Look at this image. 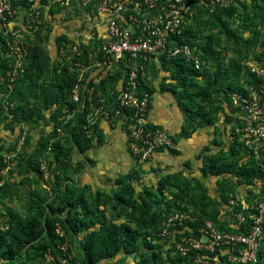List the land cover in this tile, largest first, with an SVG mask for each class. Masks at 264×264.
<instances>
[{
	"label": "rangeland",
	"instance_id": "374dc122",
	"mask_svg": "<svg viewBox=\"0 0 264 264\" xmlns=\"http://www.w3.org/2000/svg\"><path fill=\"white\" fill-rule=\"evenodd\" d=\"M213 1L219 8L226 10L221 19L223 27H214L216 24L210 22L209 7ZM183 3L189 7L186 25L192 26V33L195 35L191 50L199 59V63L201 62L203 69H207L205 74L201 72L202 70L194 73V90L202 92L201 89L210 82L214 74L227 79L222 84L227 92L230 91L226 88L228 81L236 86L254 87L255 80L251 78L249 69L259 66L264 68V64L260 65L261 60L264 62L262 3L259 0L255 6L252 0H183ZM45 22L46 20L41 19L42 29L35 36L30 32L29 37L28 32H24L33 47L36 46V41L41 40L44 52L38 58L42 61L40 69L34 66L33 56H29L27 60L25 58L22 69L16 72L9 67L10 61L7 64V71L0 69V264H56L53 257L44 254L42 245L52 243L51 233L53 230L55 232L57 227L63 232V243L66 246L65 250H61L64 256L56 258L64 259L59 263L88 264L86 250L83 247L86 233L73 232L72 223L68 220L73 211L53 212L52 209L61 205L57 195L70 196L74 193L77 196H74V200H78L76 209L78 213H84L87 204L93 208L98 207L106 218L115 215L119 210L118 223L130 221L126 216L131 210L126 206L117 205L110 199L118 187L111 189L108 185L102 184L101 180L105 177L99 175L98 170L94 171L93 153L110 140V133L103 134L99 129L100 123L104 122L107 127L113 129L115 126L106 119L76 115L68 127H65L66 120L73 113H77V108L80 109L81 104H78L67 117L66 114L62 120L66 108L61 102L57 103L55 96L61 90L57 84L63 66L62 62L53 61L50 54L53 53L52 42L64 29L59 24L51 26ZM18 23L19 21L14 24V28L9 29L17 31ZM9 37L5 29L0 27V60L4 57L9 58L8 47L12 45L11 41L9 45L7 44L6 38ZM206 43L214 51L211 56L202 49ZM200 57H207L209 60L203 61ZM157 64L152 72L146 73L145 81L147 88H153L161 95V91L171 85L170 72L168 76L167 70L175 72V67L173 62H166L164 66L161 61ZM108 82L109 80H106V84ZM105 87L108 86L99 85L97 89L93 88L91 98L95 106L99 105L97 99L100 92L105 91ZM177 91L180 92L181 89ZM70 93L71 90L68 97ZM211 97L205 99L203 109L205 113H210V99H214L212 107L216 111L217 123L224 118L238 116L240 110L233 107H227L220 113L216 105L224 100L221 93L212 94ZM191 98L200 100L196 95ZM185 100L175 95V101L182 107ZM51 113L56 114L54 119L51 118ZM183 117L186 138L192 137V134L195 136L198 130L202 133L199 145L196 148L193 146L194 151L188 152L185 156L178 157V154H175L169 158L166 156L167 151H164L138 163L127 145V152L133 159V165L126 182L134 187L135 198L143 197L151 203V210L145 213V217L158 219L157 216H160V236H166L165 241L170 238V229L183 224L185 220L193 221L192 216L202 218L200 224L210 221V214L215 212V205L217 216L225 217L226 212L220 211L221 205L212 202L221 201L218 197L220 187L216 184L218 180L224 183V191H221L223 195L227 191L238 192L239 189L235 184V178L230 180L227 177L210 176L212 170L209 166L213 157L210 139L213 127L207 125V116L193 108L190 114ZM53 127L59 128L60 131L56 128L54 132ZM162 128L166 129L163 126ZM115 131L120 132L117 126ZM80 133H83L84 137H80ZM169 135L174 150L178 151L181 137L178 134ZM216 138L219 139L217 136ZM79 146L86 148L84 152H80ZM201 167L207 170V176L203 175ZM160 179H163L162 182L166 185L163 190L158 188ZM174 184H177L176 188L172 186ZM171 191L177 194V198L169 196ZM167 211L170 213L168 218L164 219ZM31 219L39 223V234L27 243L9 246L8 238L4 234L7 228L12 223H18L25 225V230H28ZM131 225L134 227V224ZM199 226L196 225L195 228ZM122 244H125L124 241ZM262 247L264 249V242ZM161 250L166 256L167 246L162 245ZM141 252V246L134 244L127 247V252L98 264H161L159 260Z\"/></svg>",
	"mask_w": 264,
	"mask_h": 264
},
{
	"label": "built area",
	"instance_id": "2783aa9c",
	"mask_svg": "<svg viewBox=\"0 0 264 264\" xmlns=\"http://www.w3.org/2000/svg\"><path fill=\"white\" fill-rule=\"evenodd\" d=\"M63 5L70 7L74 15L62 24L65 29L59 35L65 37L59 39L58 35L54 39L50 55L75 75L70 100L79 102L80 91L85 90L88 118L109 120L123 131L138 163L160 147L174 149L166 129L148 126L154 92H148L145 78L161 58L181 56L195 69L200 68L188 45L173 42L187 24L189 7L183 0H65ZM41 19L48 22L50 18L40 0H0V27L10 36L6 38L8 45L12 43L7 55L13 72L22 69L28 53L29 39L24 32L35 36L42 29ZM18 21L19 29L11 31L9 27L14 28ZM249 70L264 79L263 67ZM99 85L108 87L100 92L99 105L95 106L91 97L93 88ZM245 88L247 95H231L232 107L240 110L234 133L258 157L259 150L264 151V84L260 83L257 90L252 86ZM258 184V189L245 188L251 189L252 195L243 190L226 195L220 210L226 212L230 230H219L213 222L205 221L197 229L199 239L189 236L176 243L177 254L183 256L189 249L210 254L220 251L226 254L228 264H257L264 223V183ZM55 232L64 238L58 227ZM65 248L62 243L60 249ZM194 263L212 264L198 255Z\"/></svg>",
	"mask_w": 264,
	"mask_h": 264
},
{
	"label": "trees",
	"instance_id": "16d2710c",
	"mask_svg": "<svg viewBox=\"0 0 264 264\" xmlns=\"http://www.w3.org/2000/svg\"><path fill=\"white\" fill-rule=\"evenodd\" d=\"M259 1L264 6V0ZM252 2H254V6L257 4V0H252ZM40 3L45 8V14L48 18H50L47 19L48 22L46 21L45 24L51 25L50 23L57 22V24H59L61 28L65 29V25L62 24L66 23L71 19V16L74 15L70 11V7L66 8V6L63 5L65 3V0H40ZM70 4L71 3H69V5ZM209 8L211 9L210 22L216 24H213L214 27H223V25L221 24V19L223 15L226 14V10L219 8V6L214 1L212 2V5L210 2ZM43 13L44 12H41L42 16ZM191 29L192 26L190 24L184 26L181 35L179 37H173L175 43L177 45L185 44L190 48H193L195 35L192 33ZM63 37H65L64 34L58 36L59 39ZM235 39L238 40V38ZM40 42V39L36 41V46L34 47L32 46V43H29L27 51L28 53L26 55V60L29 56H33L34 66L38 70L40 69V64L42 63V61H40L38 58L40 54H43L44 52ZM255 42L256 40L253 43ZM202 49L205 53L210 54V56L214 54L213 49H211L208 44L203 45ZM200 59L203 61L209 60L207 57H200ZM8 61V57L2 58L0 60V69L7 71ZM160 61L163 66L166 64V62H173V65L175 67V72H173V70H167L168 76L170 72L171 85L169 86V88L163 90L162 92H169L174 97L175 95H179L180 99L185 98V105L183 107L177 104L182 115L186 116L191 113L193 108H196L198 113L207 116V125L213 127V132L210 139V144L213 149L211 152L213 157L209 166V168L212 170L210 176L212 175V177L214 178L227 177L230 180L235 178L237 189L239 188L237 191L243 190L249 195H252L253 193L251 192V189L246 190L245 188L249 187L258 189V182L264 183V151L259 150L258 157H255L253 152L244 145L242 140H240V136L234 133V127L238 125V120L236 118L230 119L227 117L223 120H219L217 123V117L215 114L216 111L212 107V102L214 99H210V113H205L203 109V102L206 98H208L209 96L211 97L212 94L221 93L224 97V100L220 101V104H217L216 107H218L220 113H222L225 108H232V94L236 93L247 95L248 90L245 88V86H236L233 85L231 81H228L229 83H226V88H228V90L230 91L227 92L223 89L222 85L223 82H225V80L227 79H224V77L219 74H214L211 77L210 82L201 89L202 92L195 91L193 88V81L195 79V77H193L194 73L199 70H202L201 72L203 74L207 72L206 68L203 69L202 64L200 65L199 69H195L194 65L191 62L186 61L181 56H176L169 59L161 58ZM260 62H262V60ZM62 69V73L60 72L61 75H57L59 76L58 79H60V84L58 83L57 85L61 90L59 91V94L55 96V99L57 98V103L61 102V104L66 108V112L65 114H63L62 120L64 119L66 114L67 117L68 115L73 113V110L78 107V104H81V108H77V113H73V115H71V117L66 120L65 127H68L70 121L73 120L74 117H77L76 115H86L88 110V102L85 100L86 94L83 90L80 91L81 97L79 102L74 103L70 99H68V93L75 83V75L70 73L66 68ZM249 74L251 75V78L255 80L254 88L256 90L258 89V85L260 83L264 84L263 78H257L251 72H249ZM178 89H181V91H177ZM154 90L155 89L150 88L148 92L153 93ZM193 95L199 96L200 100L191 98V96ZM151 114L152 111L150 112V117ZM55 116V113H51L52 119H54ZM78 122L81 123L80 120ZM148 126L162 127V125L155 123L153 120L149 122ZM56 128L57 127H53L54 132H56ZM184 135V128L182 127L180 132L178 133V136L181 138H186V136ZM79 136L84 137V134L80 133ZM216 136L219 137V139H217ZM79 148L80 152H84V150L86 149L82 146H79ZM164 151H167L170 157L177 154V151H175L174 149H164L162 147L155 150L153 154L155 155L158 152ZM200 170L202 171L204 176L208 175L207 170L204 167H201ZM129 173L118 175L115 178L105 177V179H102L101 181L103 182L102 184L108 185L111 189L118 187L117 191L112 193L110 199H112L117 205L126 206L131 210V213L129 212V215L126 216L127 220L130 221L118 223L117 220L120 217L119 210L115 215H110V217L106 218L98 209V207L93 208L91 207V205L87 204L84 207V213H78L76 211L78 200H74V196H76L74 195V193L70 196H66L64 194L57 195V198L61 205L55 209H52L53 212L54 210L59 213H62L65 210L73 211L72 214L68 217V220H70L72 223L73 232L86 233L83 241V247L86 250V262L88 264H98L103 260L113 259L117 255L123 252H127V247L134 244H139L141 246V254H145L152 259L159 260L161 264H195L194 260L197 255L200 256L202 260H207L208 262H212V264H228V262L226 261V254H222L220 251H215L214 253L210 254L201 250L189 249V251L183 256L177 254L175 245L176 243L180 242L182 238L189 236L197 239L200 238V234L198 233L197 229L202 225L200 223H202L203 219L200 217L192 216L195 222H193L194 220H185L183 224L175 225L174 228L170 229V238L165 241L164 238L166 236H160V216H157L158 219H156V217H145V213H148L151 210V203L143 197H141L140 199L135 198L134 187L126 182V180L130 177ZM162 180L163 179H160L158 181V188L160 190H163L166 187ZM216 184L220 187V195L218 197L221 201L214 200L212 202L214 204L218 203V206H222L225 203V196L229 193V191H227L226 193L224 192L226 195H223V192L221 191H224V183L218 180ZM172 186L176 188L177 184H174ZM98 194L100 195L101 193L98 192ZM169 196L177 198V194L174 191H171L169 193ZM167 210L169 211V207ZM216 210L217 206L215 205V212L213 214H210V221H212L219 230H230V228L227 226V216L225 215V217L221 218L218 217ZM168 211L166 212V214H164V219L168 218V214L170 213H168ZM131 224H134V227ZM196 225L200 226L195 228ZM25 229V225H18V223H12L7 228V231L4 234L8 238L10 244L9 246L27 243L30 240L34 239L40 232L39 223L35 219H31L29 221L28 230ZM51 235L53 237V241L51 244L42 245L43 252L45 255L47 254L50 257H53V260L56 264H61L56 258L57 256L61 257V255H63L60 246L63 243L64 238L58 237L55 234L54 230ZM123 241L125 243L124 245L122 244ZM263 242L264 223L263 239L259 247L257 264H264V249L262 247ZM162 245L167 246L168 250L166 251V256L163 255V251L161 250Z\"/></svg>",
	"mask_w": 264,
	"mask_h": 264
},
{
	"label": "crops",
	"instance_id": "0c3cea01",
	"mask_svg": "<svg viewBox=\"0 0 264 264\" xmlns=\"http://www.w3.org/2000/svg\"><path fill=\"white\" fill-rule=\"evenodd\" d=\"M153 104L151 119L155 123L165 127L169 133L177 135L183 127V115L177 106L175 97L169 92L162 91L161 95H159L154 90ZM100 124L101 126L99 129H101L103 134L110 133V140L108 144L101 146L93 153L94 171L98 170L99 175H103L107 178H115L118 175L129 173L133 165V159L127 152L126 134L120 129V132L117 133L115 131L116 127L115 129L109 128L104 122ZM200 132L201 131L198 130L195 136L192 134V137L180 139L178 142V157H183L188 154V152L194 151L201 142L199 138L202 136V133ZM193 146H195L194 149H192ZM159 153L161 152L156 153V155ZM166 156L170 158L168 153Z\"/></svg>",
	"mask_w": 264,
	"mask_h": 264
}]
</instances>
